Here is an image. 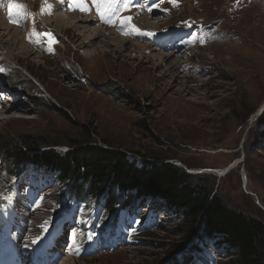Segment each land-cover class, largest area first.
Returning a JSON list of instances; mask_svg holds the SVG:
<instances>
[{
  "label": "rangeland",
  "instance_id": "rangeland-1",
  "mask_svg": "<svg viewBox=\"0 0 264 264\" xmlns=\"http://www.w3.org/2000/svg\"><path fill=\"white\" fill-rule=\"evenodd\" d=\"M68 1L76 2L0 0V152L5 147L16 152L26 136L37 138L41 148L67 151V142L81 138L84 125L97 144L129 158L162 159L216 175L215 189L230 208L264 221V0H110L113 11L103 18L96 0H82L85 11L69 9ZM54 12L65 25L57 24ZM75 14L95 17L128 42L120 49L90 38L98 23L93 20L83 29ZM17 42L26 45L24 53ZM134 43L150 46L141 55ZM6 50L29 57L9 59ZM5 73L12 81L19 76L31 81L19 84L20 98L9 93ZM36 95L44 101L34 103ZM9 152L0 154L5 201L0 246H7L8 217L16 207L26 214L18 221L28 248L34 242L32 249H40L61 231L53 242L59 264L66 259L72 264H165L185 232L178 214L146 197L137 207L119 209L114 233L103 235L96 228L84 249L83 226H99L110 217L105 199H71L68 207L65 197L58 204L61 185L54 175L28 165L18 177L11 176L15 166L8 167ZM231 163L226 175L212 172ZM5 189H10L7 194ZM27 197L33 199L25 209ZM195 239L201 250L192 252L188 264H235V250L197 236L192 243Z\"/></svg>",
  "mask_w": 264,
  "mask_h": 264
},
{
  "label": "trees",
  "instance_id": "trees-1",
  "mask_svg": "<svg viewBox=\"0 0 264 264\" xmlns=\"http://www.w3.org/2000/svg\"><path fill=\"white\" fill-rule=\"evenodd\" d=\"M11 76L5 74V81L20 98V93L24 92L18 91L19 84L31 81L20 76L12 81V78L9 80ZM25 96L31 94L27 91ZM33 97L36 104L45 99L38 95ZM55 110L71 120L64 111ZM67 145V151L51 146L41 148L37 138L26 136L22 148L11 152L12 148L5 147L0 154L10 151L8 167L15 166L9 172L11 176L18 177L28 165L54 174L61 185V192L55 197L58 204L65 197L68 207L72 201L85 203L88 196L105 199L106 214L110 217L99 226L95 223L83 226L86 234V241L82 242L84 249L94 240L96 228L103 235L115 231L119 209L137 207L141 198L151 197L163 201L178 214L179 224L185 230L169 251L165 264H188L192 252L199 254L200 239L192 243L195 236L216 240L222 246L235 250V264H264V221L230 208L215 189L216 175L190 173L186 168L162 159L129 158L122 150L97 144L84 125L81 138L70 140ZM9 190L3 192L7 194ZM4 204L3 195L0 196V208Z\"/></svg>",
  "mask_w": 264,
  "mask_h": 264
},
{
  "label": "bare ground",
  "instance_id": "bare-ground-1",
  "mask_svg": "<svg viewBox=\"0 0 264 264\" xmlns=\"http://www.w3.org/2000/svg\"><path fill=\"white\" fill-rule=\"evenodd\" d=\"M51 6H52V8H54L53 4H51ZM62 6L63 5L61 3L60 7H62ZM54 13L55 14L53 15V17H55V21L57 22V24H61L62 23L63 25H65L66 24V20L64 19V17L62 15L56 13V12H54ZM73 17H76V21L77 22H81L83 24V26H81L83 29L86 28L90 24V22L93 21V20L96 23H98L97 20L95 19V17L93 19L90 16L89 17H85V18H80V16L77 15V14L73 15ZM148 25L150 27H154L153 23H148ZM105 33H107L109 35L106 36ZM90 38H94V39L102 38L100 41H104V43H108L109 45H114V46H116V48H120V49H121L122 45H124V44H126L128 42V40L126 38L120 37L113 30H110V29L106 30L105 26H103L102 24L100 25L99 23L96 26L92 27L91 37ZM90 41H91V39H90ZM17 43L19 44V49H21L23 51V53H24V48L26 47V45L23 44V43L20 44L19 42H17ZM17 43H9V44H11L12 46H16ZM134 44L136 45L138 43H134ZM149 46H150V44H147V45H145V44L139 45L138 44V45H136V48H137V51L142 55L143 52L148 51ZM176 50H177V47L174 46L172 54L176 53L177 52ZM30 51H32V50L30 49ZM92 52H95V50L92 51ZM4 53H5V56L7 58H9V59H11V58L16 59L15 57H17V58L18 57H29L28 55L20 56V53L19 54H15V53H12V52H10L8 50H6V52H4ZM149 58L150 59H154V58H156V56L155 55H150ZM157 60H158V64L162 63L160 58H158ZM244 71L245 70H243L242 72H244ZM261 72L263 73V70ZM1 98H2L3 101L9 103V101L3 95L1 96ZM0 106H1V103H0ZM27 198H29V197H27ZM29 199H27L25 201V207H26L25 209L31 208L33 197H31ZM22 204H24V203H22ZM16 208H12L11 214L8 217L7 224L9 225V228H8V231H7V235H5V237H4V243L7 244V248L5 249V253L4 254L5 255H10V259H12V262H13V263H10V264H59L60 254L56 253V250H58L59 247L53 246V242H54V240L56 238H58V237H60L62 235L61 231H56L53 234V236L51 237L52 241L50 243L47 242L43 253H41L40 255H37L35 257L31 256L30 254H34V251H36L38 248L35 247L34 249H32V246H33L34 242H31V244H30V246L28 248L27 246H25V244L27 245V244H29V242H27V241L24 242V240H21V237L24 236V231L25 230L24 231L22 230L23 225H22V223H20V221H18V219H20V220H22V218L24 219L26 214L21 212L22 210H19V209H16ZM13 212L15 213V215L13 214ZM11 217H12V219H11ZM13 219H15L18 222V224H15L13 222ZM10 234H14L12 236V238L14 237L15 239H16L15 235H17L18 236V240L12 241V238H10ZM53 247H55V249H53ZM69 260L70 259H66L65 260L66 262L64 264H72V261H71V263L68 262Z\"/></svg>",
  "mask_w": 264,
  "mask_h": 264
},
{
  "label": "snow or ice",
  "instance_id": "snow-or-ice-1",
  "mask_svg": "<svg viewBox=\"0 0 264 264\" xmlns=\"http://www.w3.org/2000/svg\"><path fill=\"white\" fill-rule=\"evenodd\" d=\"M120 2L122 3L123 0H120ZM170 3H174L175 0H169ZM103 5H107L106 7H104V10L101 11L100 9L103 7ZM73 7H76V8H79L81 11H85L87 10L83 3H82V0H76V2L73 4ZM96 7H97V10H98V14L101 16V18H103L105 12H110V11H113V7H112V4L110 2V0H103V4L101 3V0H96ZM10 19H11V16H10ZM125 21H121V23L123 24ZM37 36H40L41 34L37 33L36 34ZM47 37L48 41L50 43H54V40H52V37H51V34L50 33H46V34H43ZM0 71H2V69H0Z\"/></svg>",
  "mask_w": 264,
  "mask_h": 264
},
{
  "label": "water",
  "instance_id": "water-1",
  "mask_svg": "<svg viewBox=\"0 0 264 264\" xmlns=\"http://www.w3.org/2000/svg\"><path fill=\"white\" fill-rule=\"evenodd\" d=\"M234 165H235V163H231V164H229L227 167H225V168H223V169H217V170H213L212 172H215V173H217V174H219L220 176L221 175H224V174H226L231 168H233L234 167ZM188 172H190V173H197V172H202V171H199V170H197V171H189V170H187ZM259 203V202H258Z\"/></svg>",
  "mask_w": 264,
  "mask_h": 264
}]
</instances>
